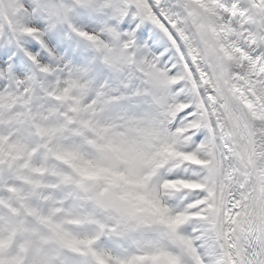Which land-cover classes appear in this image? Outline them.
Instances as JSON below:
<instances>
[{"label":"rangeland","instance_id":"obj_1","mask_svg":"<svg viewBox=\"0 0 264 264\" xmlns=\"http://www.w3.org/2000/svg\"><path fill=\"white\" fill-rule=\"evenodd\" d=\"M76 2L95 4L96 8L89 13L77 5L74 8ZM100 8L121 19L133 9L128 19L132 26L111 28V32L121 38L131 30V38L145 24L153 34L150 46L154 47L153 54L144 59L153 67L173 71L167 73L175 83V92L169 96L161 88L163 84L168 86L165 78L159 74L154 77L155 70H150L156 108L132 122L125 112L117 119L100 116L99 110L109 103L112 108L110 98L123 87L117 75L112 78L115 83L90 85L79 70L71 69L74 66L60 51L69 41L75 44V37H70L65 27L68 15L75 10L96 18L93 15ZM72 26L81 35L102 38L106 59L115 58L108 55L113 36L99 34L108 31L100 20L88 26L74 22ZM254 40L257 42L256 35ZM162 54L168 59L161 61ZM8 55L9 60L16 57L20 67L10 71L0 63V179L11 191L0 192V264H146L142 254L146 249L154 251L159 243L146 245L135 236V208L126 199L136 200L138 192L146 194L144 200L157 210L156 218L152 210L148 212L151 217L159 221L158 225L165 223L167 234L196 254L200 264L223 257L219 226L223 215L219 208L223 206L226 171L222 150L181 47L147 0H0V59ZM24 57L38 61L53 76L36 78L35 84ZM90 87H95L94 96L87 91ZM49 97L58 104L51 99L46 102ZM180 114L185 115L183 121L172 128L170 124ZM190 129L195 131L185 136ZM75 131L83 135L81 139H75ZM50 156L58 162L68 161L72 170L49 163ZM165 163L167 175L159 183H152L151 174ZM42 173L48 176L44 178ZM53 185H69L70 190L63 197L50 198L51 193L44 188ZM185 188L195 189L192 203L198 210L192 213L184 209L182 201L169 206L162 195L180 199ZM31 195L49 198L52 206L44 210L29 200ZM31 213L48 228L28 226L25 217ZM195 216L198 220L192 221ZM86 223L92 227L84 231L81 228ZM183 223H192L193 228L195 225L199 235L195 230L191 235L184 232L179 227ZM17 235L27 237L17 242ZM113 235L126 242L91 244ZM65 247L92 254L93 259L74 263L61 254ZM173 260L183 264L178 256Z\"/></svg>","mask_w":264,"mask_h":264},{"label":"bare ground","instance_id":"obj_2","mask_svg":"<svg viewBox=\"0 0 264 264\" xmlns=\"http://www.w3.org/2000/svg\"><path fill=\"white\" fill-rule=\"evenodd\" d=\"M155 12L159 14L168 30L181 47L187 60L191 73L196 80L202 100L206 102L209 115L213 121V127L220 150H222L225 162V192L221 196L222 213L220 220V236L224 247V255L221 259H208L207 264H237L233 253V228L236 213V204L240 201V192L237 187V171L235 167V149L231 138V128L228 117L219 102L213 77L209 74L206 64L204 45L200 43L195 32L190 14V3L201 6L208 16L215 36L223 48L228 52L232 63L234 82L249 105L254 108L256 127L259 137L258 158L261 168L264 170V48L256 45L253 39L252 20L255 12L250 4L256 2L261 12L264 13V0H147ZM219 175V180L222 179ZM139 180V179H138ZM137 180V181H138ZM221 188L223 186L221 185ZM136 200L127 199L132 203L135 211H142L148 227L140 230L141 234L149 235L151 229L157 230V219L151 217L150 210L157 214V210L150 206L147 195L137 193ZM149 199V198H148ZM150 206V207H149ZM146 249L145 258H151V264H170L161 260L159 251ZM75 256V255H74ZM203 256V257H207Z\"/></svg>","mask_w":264,"mask_h":264}]
</instances>
